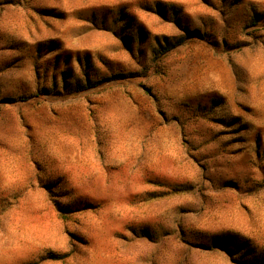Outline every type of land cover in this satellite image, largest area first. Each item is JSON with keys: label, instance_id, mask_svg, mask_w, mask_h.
Segmentation results:
<instances>
[{"label": "rangeland", "instance_id": "374dc122", "mask_svg": "<svg viewBox=\"0 0 264 264\" xmlns=\"http://www.w3.org/2000/svg\"><path fill=\"white\" fill-rule=\"evenodd\" d=\"M35 261L264 264V0H0V264Z\"/></svg>", "mask_w": 264, "mask_h": 264}, {"label": "trees", "instance_id": "16d2710c", "mask_svg": "<svg viewBox=\"0 0 264 264\" xmlns=\"http://www.w3.org/2000/svg\"><path fill=\"white\" fill-rule=\"evenodd\" d=\"M56 207L59 209V211L62 213V215L65 217L67 215V211L65 209H67V205L61 203L60 201L56 200ZM67 255V253L65 254H59V253H55V252H49L47 255L42 256L41 259H46V258H51V259H60L63 258ZM38 263L37 261L35 262H31L29 264H36Z\"/></svg>", "mask_w": 264, "mask_h": 264}]
</instances>
